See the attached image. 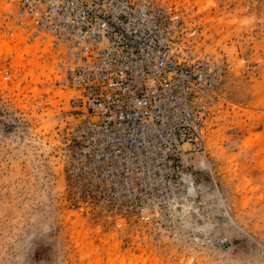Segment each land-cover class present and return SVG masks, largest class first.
<instances>
[{"label": "built area", "instance_id": "obj_1", "mask_svg": "<svg viewBox=\"0 0 264 264\" xmlns=\"http://www.w3.org/2000/svg\"><path fill=\"white\" fill-rule=\"evenodd\" d=\"M5 1L1 38L30 47L22 56L72 91L51 140L64 209L113 230L170 220L225 107L232 62L189 36L175 0Z\"/></svg>", "mask_w": 264, "mask_h": 264}, {"label": "rangeland", "instance_id": "obj_2", "mask_svg": "<svg viewBox=\"0 0 264 264\" xmlns=\"http://www.w3.org/2000/svg\"><path fill=\"white\" fill-rule=\"evenodd\" d=\"M175 1L232 67L184 201L149 232L64 209L51 140L72 91L0 36V264H264V0Z\"/></svg>", "mask_w": 264, "mask_h": 264}]
</instances>
